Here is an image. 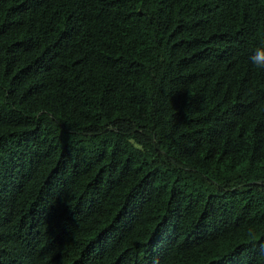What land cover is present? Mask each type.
Returning a JSON list of instances; mask_svg holds the SVG:
<instances>
[{
  "label": "trees",
  "instance_id": "obj_1",
  "mask_svg": "<svg viewBox=\"0 0 264 264\" xmlns=\"http://www.w3.org/2000/svg\"><path fill=\"white\" fill-rule=\"evenodd\" d=\"M257 65L264 0H0V264H264Z\"/></svg>",
  "mask_w": 264,
  "mask_h": 264
},
{
  "label": "clouds",
  "instance_id": "obj_2",
  "mask_svg": "<svg viewBox=\"0 0 264 264\" xmlns=\"http://www.w3.org/2000/svg\"><path fill=\"white\" fill-rule=\"evenodd\" d=\"M251 59V57H250ZM252 61V60H251ZM257 67L261 68V69H264V65H257Z\"/></svg>",
  "mask_w": 264,
  "mask_h": 264
}]
</instances>
